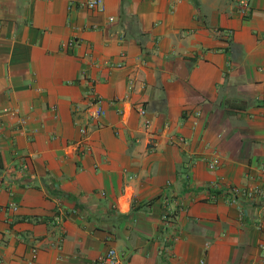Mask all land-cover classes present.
Segmentation results:
<instances>
[{
	"label": "crops",
	"instance_id": "obj_1",
	"mask_svg": "<svg viewBox=\"0 0 264 264\" xmlns=\"http://www.w3.org/2000/svg\"><path fill=\"white\" fill-rule=\"evenodd\" d=\"M83 1L0 0V264H264V0Z\"/></svg>",
	"mask_w": 264,
	"mask_h": 264
},
{
	"label": "built area",
	"instance_id": "obj_2",
	"mask_svg": "<svg viewBox=\"0 0 264 264\" xmlns=\"http://www.w3.org/2000/svg\"><path fill=\"white\" fill-rule=\"evenodd\" d=\"M83 5H85L88 8L92 9H98L101 6V0H84L82 2ZM237 11L242 15H247L249 11V0H238L237 4ZM75 43L74 37H69L67 39L66 44L73 45ZM92 104L94 105V114H101L103 112L102 108L100 107L98 103V99L95 97V99L92 100ZM138 112L140 114L144 113V109L142 107L138 108ZM149 121L147 118L143 119V126L146 127L148 125ZM81 137L85 136L86 129L84 126H80L79 128ZM176 141H182L181 136L173 137ZM219 163V157L213 153L207 161V165L210 168H215ZM2 182L0 179V186ZM224 192L226 193L229 200L233 201L235 200L237 195H244L246 197H253L254 195H260L263 193V188L260 184L257 182L251 183L248 186L244 188H240L234 185L226 186L224 188ZM9 206L11 208H15L16 205L14 203H10ZM117 260V256L115 253V250L113 248H108L104 253L97 256L95 263L96 264H115Z\"/></svg>",
	"mask_w": 264,
	"mask_h": 264
},
{
	"label": "water",
	"instance_id": "obj_3",
	"mask_svg": "<svg viewBox=\"0 0 264 264\" xmlns=\"http://www.w3.org/2000/svg\"><path fill=\"white\" fill-rule=\"evenodd\" d=\"M147 145H150L149 143Z\"/></svg>",
	"mask_w": 264,
	"mask_h": 264
}]
</instances>
